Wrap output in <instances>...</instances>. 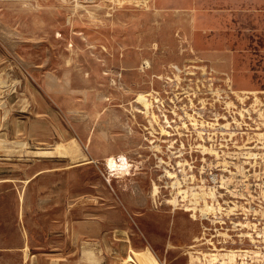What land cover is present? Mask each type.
Returning <instances> with one entry per match:
<instances>
[{"label":"rangeland","instance_id":"1","mask_svg":"<svg viewBox=\"0 0 264 264\" xmlns=\"http://www.w3.org/2000/svg\"><path fill=\"white\" fill-rule=\"evenodd\" d=\"M228 4L0 0V264H264V30L191 27Z\"/></svg>","mask_w":264,"mask_h":264},{"label":"crops","instance_id":"2","mask_svg":"<svg viewBox=\"0 0 264 264\" xmlns=\"http://www.w3.org/2000/svg\"><path fill=\"white\" fill-rule=\"evenodd\" d=\"M243 19L257 29L264 30V0H229L227 7L220 12H203L196 9L192 12V33L195 34V31L211 26L215 28L223 25L232 27L238 20L242 21ZM246 90L258 91L255 89Z\"/></svg>","mask_w":264,"mask_h":264},{"label":"built area","instance_id":"3","mask_svg":"<svg viewBox=\"0 0 264 264\" xmlns=\"http://www.w3.org/2000/svg\"><path fill=\"white\" fill-rule=\"evenodd\" d=\"M69 2H72L73 4H75V5H82V6H84V5H101V6H103L102 8H106L108 11H113L115 8H117V6H119L121 3H123L124 1H131V0H68ZM134 1V0H133ZM175 68H176V70L177 71H179L180 70V68L178 67V66H174ZM232 92H235V90L233 89L232 90ZM250 95V94H249ZM147 96H149L151 99L153 98L152 96H151V94H148ZM216 96H217V94H216ZM219 98H223V95H221V97H219ZM219 98H217L216 97V99H219ZM153 100V99H152ZM154 100H155V98H154ZM155 101H157V100H155ZM223 101H225V103H226V99H224ZM226 105H228L227 103H226ZM230 105V104H229ZM239 109H241V110H243V113H244V116H241V114L239 113ZM239 109H237V110H232V112H234V113H236L237 112V114L239 115V117L238 116H233L232 117V120L231 121H228L229 123H235V125H236V123L240 126V128H244L241 132H244L245 134L246 133H248V132H250V130H252V128H260V124L258 125L257 123H255V126L254 127H250V128H248V121H246L245 119H252V116H251V113H250V108H246V107H241V108H239ZM230 116H232V115H230ZM236 119V120H235ZM258 121H259V123H262L263 121H261V120H259V118H258ZM252 122H257V121H251V123ZM229 126V125H228ZM228 126H225V127H228ZM244 126V127H243ZM232 133H235V131H231ZM257 131H254L253 133H254V135H256L257 137H254V138H252V140H249V141H247V142H252L253 144H247V142L245 141V143L243 144V146L241 147V151H240V154H241V157L243 158V161H242V164L243 165H257L258 164V162H259V158L261 157V152H259V151H256V150H253V149H259V148H264V143L263 144H261V142L263 141L262 139H260V138H258V134L256 133ZM264 142V141H263ZM247 146H250V147H247ZM247 150H250V151H252V152H258V154H257V157H252L250 154H247L246 153V151ZM116 160H119V156H116V158H115ZM106 167H107V171L108 172H111V171H113V170H111L110 168H108V166H107V164H106ZM247 169V168H246ZM112 174V173H111ZM258 206H261V205H259L258 204ZM248 210V209H247ZM260 211H261V209H260ZM261 221H259V223H260ZM257 224V223H256ZM261 227V228H260ZM259 227V229H262V231H263V236H264V226H260ZM260 231V230H259ZM254 232H256L257 233V230L256 231H254ZM257 236V235H256ZM259 237H262V236H259ZM261 257V255L259 256V260L258 261H261L262 262V258H260ZM260 264H263V263H260Z\"/></svg>","mask_w":264,"mask_h":264},{"label":"bare ground","instance_id":"4","mask_svg":"<svg viewBox=\"0 0 264 264\" xmlns=\"http://www.w3.org/2000/svg\"><path fill=\"white\" fill-rule=\"evenodd\" d=\"M73 146H75V145H73ZM74 149L76 151L75 153L77 154V157H83L82 159L88 158V157H85L84 154H81L77 148H74ZM53 152L58 153V154H67L70 152V150L65 145H63L61 143H57L54 146ZM115 158H116L115 155H111V156L106 158V164L108 165V167L111 170L116 171L117 173H122V174L128 173L130 167L132 166V163L129 161L127 156L124 154H120L119 160H116ZM155 190H156V188H155ZM228 255L230 256L231 259H233V253L228 254ZM133 256L135 257L138 264H157L156 259L151 255L149 249H144L143 251L135 252L133 254ZM130 257L132 258V255L128 253L125 258L128 259Z\"/></svg>","mask_w":264,"mask_h":264}]
</instances>
